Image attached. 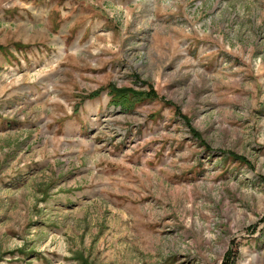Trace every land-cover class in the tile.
I'll use <instances>...</instances> for the list:
<instances>
[{"label": "rangeland", "instance_id": "1", "mask_svg": "<svg viewBox=\"0 0 264 264\" xmlns=\"http://www.w3.org/2000/svg\"><path fill=\"white\" fill-rule=\"evenodd\" d=\"M0 264H264V0H0Z\"/></svg>", "mask_w": 264, "mask_h": 264}, {"label": "trees", "instance_id": "2", "mask_svg": "<svg viewBox=\"0 0 264 264\" xmlns=\"http://www.w3.org/2000/svg\"><path fill=\"white\" fill-rule=\"evenodd\" d=\"M110 93H112V96H113V97H115V100H118V98H117V96H118V93H116V92H113V91H112V92H110ZM115 100H112V101H113L112 103H115V104H117V105H118V101H119V100H118V101H115Z\"/></svg>", "mask_w": 264, "mask_h": 264}]
</instances>
